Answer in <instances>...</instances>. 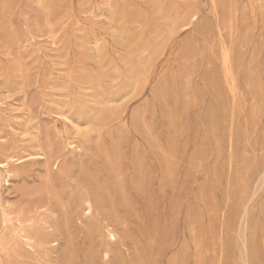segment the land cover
<instances>
[{"label":"rangeland","instance_id":"obj_1","mask_svg":"<svg viewBox=\"0 0 264 264\" xmlns=\"http://www.w3.org/2000/svg\"><path fill=\"white\" fill-rule=\"evenodd\" d=\"M0 163L3 264H264V0H0Z\"/></svg>","mask_w":264,"mask_h":264},{"label":"bare ground","instance_id":"obj_2","mask_svg":"<svg viewBox=\"0 0 264 264\" xmlns=\"http://www.w3.org/2000/svg\"><path fill=\"white\" fill-rule=\"evenodd\" d=\"M0 166H2V164L0 163ZM3 167V166H2ZM87 207H88V212H89V214L92 212V209H93V205H92V203H90V202H87ZM2 213V212H1ZM3 222H4V220H3ZM4 226H5V224H4ZM111 238H114L115 239V235L113 234V232L111 233ZM0 264H3V262H2V260H0Z\"/></svg>","mask_w":264,"mask_h":264}]
</instances>
